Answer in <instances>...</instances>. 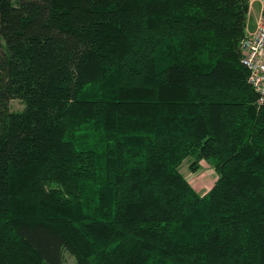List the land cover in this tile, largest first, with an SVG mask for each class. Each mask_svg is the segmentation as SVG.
<instances>
[{
  "label": "trees",
  "instance_id": "1",
  "mask_svg": "<svg viewBox=\"0 0 264 264\" xmlns=\"http://www.w3.org/2000/svg\"><path fill=\"white\" fill-rule=\"evenodd\" d=\"M249 8L0 0V264H264Z\"/></svg>",
  "mask_w": 264,
  "mask_h": 264
},
{
  "label": "built area",
  "instance_id": "2",
  "mask_svg": "<svg viewBox=\"0 0 264 264\" xmlns=\"http://www.w3.org/2000/svg\"><path fill=\"white\" fill-rule=\"evenodd\" d=\"M259 3L261 12L256 30L241 41V63L248 70V82L258 95V105L264 104V0Z\"/></svg>",
  "mask_w": 264,
  "mask_h": 264
},
{
  "label": "rangeland",
  "instance_id": "3",
  "mask_svg": "<svg viewBox=\"0 0 264 264\" xmlns=\"http://www.w3.org/2000/svg\"><path fill=\"white\" fill-rule=\"evenodd\" d=\"M261 12V7L258 2L250 0V8L248 13L246 35L249 32L256 30L257 22ZM245 35V36H246ZM25 108V103L20 99H14L10 102V109L14 112H21ZM192 161L190 158L186 159L181 166V173L192 187L200 194H205L210 190L216 180L217 174L209 163L202 161L197 171H192L190 168ZM64 264H76V259L69 253H64Z\"/></svg>",
  "mask_w": 264,
  "mask_h": 264
}]
</instances>
